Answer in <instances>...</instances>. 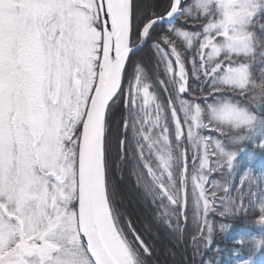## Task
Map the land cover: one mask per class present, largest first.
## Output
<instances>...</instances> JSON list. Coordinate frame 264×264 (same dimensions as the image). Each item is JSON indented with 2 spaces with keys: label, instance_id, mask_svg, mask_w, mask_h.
Listing matches in <instances>:
<instances>
[{
  "label": "snow or ice",
  "instance_id": "snow-or-ice-1",
  "mask_svg": "<svg viewBox=\"0 0 264 264\" xmlns=\"http://www.w3.org/2000/svg\"><path fill=\"white\" fill-rule=\"evenodd\" d=\"M256 62L264 0H0V264H149L158 233L126 192L178 246L190 195L194 257L209 248L210 214L247 210L225 139L264 148ZM244 181L264 198V176Z\"/></svg>",
  "mask_w": 264,
  "mask_h": 264
},
{
  "label": "trees",
  "instance_id": "trees-1",
  "mask_svg": "<svg viewBox=\"0 0 264 264\" xmlns=\"http://www.w3.org/2000/svg\"><path fill=\"white\" fill-rule=\"evenodd\" d=\"M190 2V0H186L185 3ZM168 25H161L157 28V31L153 37V39H158V37L167 31ZM175 26L182 27L187 30H197L194 27H191L189 24L184 23L181 19H178L175 22ZM139 57L145 61L144 66L146 67L149 75L155 83V55L153 50L151 49L150 44L146 45L143 51L139 54ZM264 65H261L259 62H256L253 67L254 75L259 76V70ZM189 73L191 74V67L188 65ZM131 69L129 68V71ZM161 75H163L161 73ZM194 81L190 80V84ZM159 89V85H156ZM160 95L163 97L164 93L161 90ZM186 96V94H185ZM186 98H188L186 96ZM122 114V110H117L114 114V121L119 120L120 115ZM262 142V138L257 136L255 138V142L253 140L246 141L243 145L245 151L241 152L237 157V170L231 185H229V194L230 195H240L243 194V203L245 208L247 209L244 212H240V216L234 217L231 219V223H233V227L226 238H218L213 241V244L209 246L207 249H203L202 245L200 246L201 254L196 255L194 257L193 252L194 248L198 245L197 242H193L192 237L196 236L199 239V234L196 229V226L193 224L194 218V205L191 200V196L189 195L188 205L186 207V215L189 217L186 222L184 238L182 242H179V246L177 242L174 241V238H170L171 234L168 232L167 228L163 225L153 224L152 216L154 214V209L149 206V208H145L143 204H141L138 200H129L127 199L126 193L125 200L128 204V210L132 213L134 219H140L141 221L147 220L150 224L153 225L154 230L158 233V237L155 236L152 238L153 243L155 245V250L153 252V256L149 258V264H206V262L215 259V251L217 248L220 249V253L222 259L220 264H237V261H243L247 258L249 249L245 248L243 253L239 256L233 254L234 241H236L242 235H259L264 233V227H256L254 225L245 223L247 218H259L260 212L257 208V204L260 201V190L257 188L255 184H250L248 181H244L243 187H241V180L244 177V173L251 169L254 177L259 181L260 173L264 171V148H258L256 145ZM188 152V161L191 162L192 153ZM250 156L254 157L250 159ZM191 170V166H189ZM255 169H257L255 171ZM223 175L220 172L214 173V175L218 176L221 182H224L226 176L228 175L226 170H222ZM118 183H120L118 181ZM251 189V191H250ZM191 192V188L189 186V193ZM252 193H256V195H252ZM135 195V193L133 192ZM223 193H218V195H222ZM210 219L213 224H217L219 222H224L221 217L217 214H210ZM171 249V252L169 251ZM174 253V254H173ZM256 264H264V250H262L256 257Z\"/></svg>",
  "mask_w": 264,
  "mask_h": 264
},
{
  "label": "clouds",
  "instance_id": "clouds-1",
  "mask_svg": "<svg viewBox=\"0 0 264 264\" xmlns=\"http://www.w3.org/2000/svg\"><path fill=\"white\" fill-rule=\"evenodd\" d=\"M250 139L241 138L239 136L234 137L230 140L231 146H225L221 150V155L224 157L225 161L229 165V169L237 168V157L241 152L245 151L244 144L246 141ZM254 157L250 156V159ZM245 176H254L251 169L247 170L244 173ZM257 208L260 212L259 218H247L245 223L254 225L256 227H264V198H262L258 204ZM219 217L222 218L224 222H219L217 224H213L210 230V239L214 241L218 238H226L230 233L233 223H231V219L237 216H240V212L231 210L230 206H226L223 211L217 213ZM247 248L249 249L247 258L243 261H237V264H256L257 255L264 250V233L259 235H242L236 241H234V247L232 249L233 254L239 256L243 253V250ZM222 259L220 249L217 248L215 251V259L210 260L209 264H220Z\"/></svg>",
  "mask_w": 264,
  "mask_h": 264
},
{
  "label": "rangeland",
  "instance_id": "rangeland-1",
  "mask_svg": "<svg viewBox=\"0 0 264 264\" xmlns=\"http://www.w3.org/2000/svg\"><path fill=\"white\" fill-rule=\"evenodd\" d=\"M181 116H182V114H180ZM203 134H205V135H213V136H218V134L217 133H213V132H209V131H207V130H205L204 131V133ZM218 138H220V139H225V138H223V137H218ZM225 143H226V146H231L230 145V141H228V140H226L225 139ZM257 169H255V171H256ZM261 176H264V171L263 172H261L260 173V176H259V178L261 177ZM211 179H216V180H219L220 181V179L218 178V176L216 175H214V173L212 174V176L210 177V180ZM221 182V181H220ZM190 186V188H191V185H189ZM126 196H127V199H129L130 201L132 200H137L136 199V196L133 194V192H127L126 193ZM131 201V202H132Z\"/></svg>",
  "mask_w": 264,
  "mask_h": 264
},
{
  "label": "water",
  "instance_id": "water-1",
  "mask_svg": "<svg viewBox=\"0 0 264 264\" xmlns=\"http://www.w3.org/2000/svg\"><path fill=\"white\" fill-rule=\"evenodd\" d=\"M177 19H178V18H177ZM177 19L175 20V22L177 21ZM161 25H167V22H165L164 24H161ZM161 25H160V26H161ZM144 48H145V47H144Z\"/></svg>",
  "mask_w": 264,
  "mask_h": 264
}]
</instances>
